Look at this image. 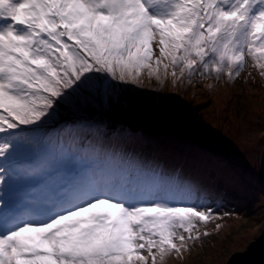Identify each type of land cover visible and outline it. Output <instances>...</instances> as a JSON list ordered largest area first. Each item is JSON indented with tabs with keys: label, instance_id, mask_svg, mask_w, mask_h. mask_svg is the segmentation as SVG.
<instances>
[{
	"label": "snow or ice",
	"instance_id": "obj_1",
	"mask_svg": "<svg viewBox=\"0 0 264 264\" xmlns=\"http://www.w3.org/2000/svg\"><path fill=\"white\" fill-rule=\"evenodd\" d=\"M245 71L264 83V0H0V264L190 251L199 224L235 215L224 193L129 148L110 117H163Z\"/></svg>",
	"mask_w": 264,
	"mask_h": 264
},
{
	"label": "rangeland",
	"instance_id": "obj_2",
	"mask_svg": "<svg viewBox=\"0 0 264 264\" xmlns=\"http://www.w3.org/2000/svg\"><path fill=\"white\" fill-rule=\"evenodd\" d=\"M247 75L243 72L230 87H218L211 97L203 92L193 97L191 89L184 98L176 95L166 101L163 117L154 115L148 105L127 118L120 112L110 117L133 130L134 135L122 141L129 148L164 164L182 166L234 202H227L225 210H234L235 215L199 224L200 242L182 257L168 258L166 264H227L264 230V181L258 175L263 147H252L264 144L260 135L264 83L256 72L255 82L249 78L245 83ZM152 95L146 92L144 98L150 101ZM204 165L212 167L207 171ZM230 191L235 196L229 197ZM205 231L208 237L203 236Z\"/></svg>",
	"mask_w": 264,
	"mask_h": 264
},
{
	"label": "water",
	"instance_id": "obj_3",
	"mask_svg": "<svg viewBox=\"0 0 264 264\" xmlns=\"http://www.w3.org/2000/svg\"><path fill=\"white\" fill-rule=\"evenodd\" d=\"M258 175L264 181V147L261 153ZM227 264H264V230L262 234L247 247L245 252L233 255Z\"/></svg>",
	"mask_w": 264,
	"mask_h": 264
},
{
	"label": "bare ground",
	"instance_id": "obj_4",
	"mask_svg": "<svg viewBox=\"0 0 264 264\" xmlns=\"http://www.w3.org/2000/svg\"><path fill=\"white\" fill-rule=\"evenodd\" d=\"M212 167V165H204L202 168L206 169L208 171V169Z\"/></svg>",
	"mask_w": 264,
	"mask_h": 264
},
{
	"label": "trees",
	"instance_id": "obj_5",
	"mask_svg": "<svg viewBox=\"0 0 264 264\" xmlns=\"http://www.w3.org/2000/svg\"><path fill=\"white\" fill-rule=\"evenodd\" d=\"M229 194H235V192L234 191H230Z\"/></svg>",
	"mask_w": 264,
	"mask_h": 264
}]
</instances>
